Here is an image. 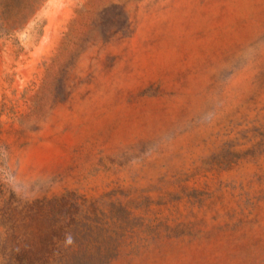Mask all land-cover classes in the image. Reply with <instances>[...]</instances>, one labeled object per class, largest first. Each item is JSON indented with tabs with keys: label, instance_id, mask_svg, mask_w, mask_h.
<instances>
[{
	"label": "rangeland",
	"instance_id": "374dc122",
	"mask_svg": "<svg viewBox=\"0 0 264 264\" xmlns=\"http://www.w3.org/2000/svg\"><path fill=\"white\" fill-rule=\"evenodd\" d=\"M0 264H264V0H0Z\"/></svg>",
	"mask_w": 264,
	"mask_h": 264
},
{
	"label": "clouds",
	"instance_id": "9594fccd",
	"mask_svg": "<svg viewBox=\"0 0 264 264\" xmlns=\"http://www.w3.org/2000/svg\"><path fill=\"white\" fill-rule=\"evenodd\" d=\"M65 243H66V244H71V243H73L72 237H71L70 235L66 236Z\"/></svg>",
	"mask_w": 264,
	"mask_h": 264
}]
</instances>
